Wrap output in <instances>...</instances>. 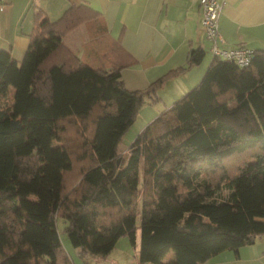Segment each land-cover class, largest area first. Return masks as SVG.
Here are the masks:
<instances>
[{"label": "trees", "instance_id": "16d2710c", "mask_svg": "<svg viewBox=\"0 0 264 264\" xmlns=\"http://www.w3.org/2000/svg\"><path fill=\"white\" fill-rule=\"evenodd\" d=\"M36 16L20 61L0 49V264H72L59 218L79 255L106 256L124 235L134 246L139 233V264H203L264 234V50L247 66L213 56L119 164L118 143L138 109L159 100L176 72L129 91L120 72L129 63L93 67L62 41L94 10ZM110 47L105 53H118ZM203 58L191 50L187 64ZM68 123L81 125L78 158L88 161L78 182Z\"/></svg>", "mask_w": 264, "mask_h": 264}, {"label": "crops", "instance_id": "0c3cea01", "mask_svg": "<svg viewBox=\"0 0 264 264\" xmlns=\"http://www.w3.org/2000/svg\"><path fill=\"white\" fill-rule=\"evenodd\" d=\"M221 1L220 47L264 50V0ZM81 4L94 10L97 17L82 23L62 41L83 61L102 69L122 61L129 63L120 70L129 91L145 90L169 72H176L157 89L159 100L145 101L149 106L143 112V125L196 85L213 59L197 0H6L0 9V49L20 61L32 46L30 35L37 23L36 13L55 21L70 6ZM111 44L116 45L118 53L110 56L104 49H112ZM194 49H202L204 58L188 65L187 58ZM254 242L238 252L223 251L203 264H259L264 258V242Z\"/></svg>", "mask_w": 264, "mask_h": 264}, {"label": "rangeland", "instance_id": "374dc122", "mask_svg": "<svg viewBox=\"0 0 264 264\" xmlns=\"http://www.w3.org/2000/svg\"><path fill=\"white\" fill-rule=\"evenodd\" d=\"M76 44H80V40L76 42ZM195 85V84H194ZM192 85L189 90L194 86ZM187 90V91H189ZM186 91V92H187ZM185 92V93H186ZM146 102L141 105V107L138 109V114H136L135 119L133 123L128 127L124 135L122 136L120 142L118 143L117 150H118V157H119V164H122L124 162V159L128 155V147L130 146L131 142L134 140V138L137 136V134L142 130L143 126L146 125V122L144 125L142 124V117L144 109H147ZM151 107L157 108V105H150ZM145 115V114H144ZM143 125V126H142ZM68 132L64 134V142L70 147L71 152V158H72V174L71 176L75 175L76 182H78V171L81 172L82 168H84L86 165H88L87 160H80L78 158V154L81 152V125L68 123L67 124ZM57 145L60 144L59 142L56 143ZM237 160L231 161L233 163V167L237 165L239 162H236ZM230 162V163H231ZM73 185V184H72ZM142 190V188H141ZM223 194H226L227 191L223 190ZM141 193L139 194L138 198V206L140 204L141 199ZM64 222L61 218L57 220V226L60 231V239L61 242L67 250L68 256L70 260L72 261V264H139L138 263V247H139V233H137V239L135 242V245L132 246L129 238L124 235L121 236L116 244L114 249L106 256H92V255H79L76 251V249L71 245L69 242L67 235L65 232H63ZM255 242L263 243L264 242V234L257 236L254 239ZM254 242V243H255ZM259 246V245H258ZM260 250V248H259ZM262 250V249H261ZM174 257V253L171 251L166 254L165 258H163V261H168L170 258ZM166 259V260H165ZM260 259V258H259ZM144 264H152V263H144ZM259 264H264V258L260 259Z\"/></svg>", "mask_w": 264, "mask_h": 264}, {"label": "built area", "instance_id": "2783aa9c", "mask_svg": "<svg viewBox=\"0 0 264 264\" xmlns=\"http://www.w3.org/2000/svg\"><path fill=\"white\" fill-rule=\"evenodd\" d=\"M34 2L36 0H33ZM201 12V27L210 42L211 54L223 60L235 62L239 66H247L252 57V51L243 46L232 48L220 47L223 38L219 31V14L222 11L221 0H197ZM6 5V0H0V9Z\"/></svg>", "mask_w": 264, "mask_h": 264}, {"label": "water", "instance_id": "95a60500", "mask_svg": "<svg viewBox=\"0 0 264 264\" xmlns=\"http://www.w3.org/2000/svg\"><path fill=\"white\" fill-rule=\"evenodd\" d=\"M119 161V159L117 160V162Z\"/></svg>", "mask_w": 264, "mask_h": 264}]
</instances>
